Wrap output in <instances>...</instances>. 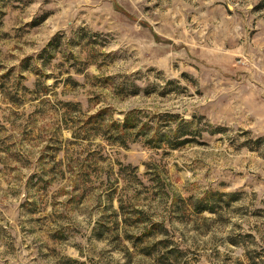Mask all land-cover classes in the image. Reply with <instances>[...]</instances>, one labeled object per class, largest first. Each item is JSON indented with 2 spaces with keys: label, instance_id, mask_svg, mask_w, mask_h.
<instances>
[{
  "label": "rangeland",
  "instance_id": "obj_1",
  "mask_svg": "<svg viewBox=\"0 0 264 264\" xmlns=\"http://www.w3.org/2000/svg\"><path fill=\"white\" fill-rule=\"evenodd\" d=\"M0 264H264V0H0Z\"/></svg>",
  "mask_w": 264,
  "mask_h": 264
}]
</instances>
